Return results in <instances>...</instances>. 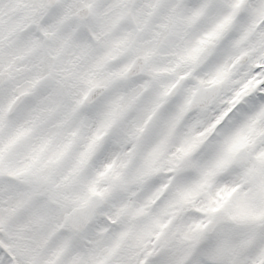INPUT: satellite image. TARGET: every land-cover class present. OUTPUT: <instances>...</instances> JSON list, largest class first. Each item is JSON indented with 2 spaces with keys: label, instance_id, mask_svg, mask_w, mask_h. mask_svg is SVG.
I'll use <instances>...</instances> for the list:
<instances>
[{
  "label": "snow or ice",
  "instance_id": "snow-or-ice-1",
  "mask_svg": "<svg viewBox=\"0 0 264 264\" xmlns=\"http://www.w3.org/2000/svg\"><path fill=\"white\" fill-rule=\"evenodd\" d=\"M0 264H264V0H0Z\"/></svg>",
  "mask_w": 264,
  "mask_h": 264
}]
</instances>
